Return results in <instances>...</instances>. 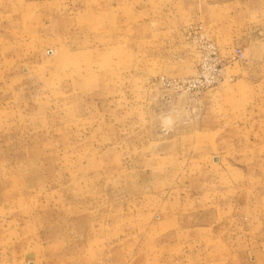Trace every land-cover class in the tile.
<instances>
[{"label":"rangeland","instance_id":"374dc122","mask_svg":"<svg viewBox=\"0 0 264 264\" xmlns=\"http://www.w3.org/2000/svg\"><path fill=\"white\" fill-rule=\"evenodd\" d=\"M159 1L0 0V264H159L211 225L264 245V0ZM195 25L245 59L185 91Z\"/></svg>","mask_w":264,"mask_h":264},{"label":"crops","instance_id":"0c3cea01","mask_svg":"<svg viewBox=\"0 0 264 264\" xmlns=\"http://www.w3.org/2000/svg\"><path fill=\"white\" fill-rule=\"evenodd\" d=\"M173 3L176 5V1ZM160 5L164 6L161 14L167 15L166 0H160ZM196 5L192 18L197 20L202 13L199 11L198 4ZM200 5V9L205 10L203 4ZM221 5H226V2ZM198 229L200 230L195 232V237L182 243V250L179 254H166L159 264H264V245L260 240H256L258 238L252 239L250 236L247 238L242 232L233 237L228 235L220 238L216 236L212 225ZM215 245H218V249H215Z\"/></svg>","mask_w":264,"mask_h":264},{"label":"built area","instance_id":"2783aa9c","mask_svg":"<svg viewBox=\"0 0 264 264\" xmlns=\"http://www.w3.org/2000/svg\"><path fill=\"white\" fill-rule=\"evenodd\" d=\"M185 32L188 36L193 37L194 43H198L200 54L196 75L179 81L180 89H184L185 91H200L214 87L221 80V73L225 66L223 62L234 64L241 63L245 59L243 50L239 47H233L223 59L214 44L205 38L201 25L190 26Z\"/></svg>","mask_w":264,"mask_h":264}]
</instances>
